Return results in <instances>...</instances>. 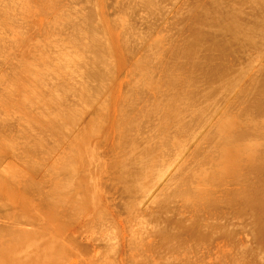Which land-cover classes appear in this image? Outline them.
I'll return each mask as SVG.
<instances>
[{
	"label": "rangeland",
	"instance_id": "obj_1",
	"mask_svg": "<svg viewBox=\"0 0 264 264\" xmlns=\"http://www.w3.org/2000/svg\"><path fill=\"white\" fill-rule=\"evenodd\" d=\"M262 26L264 0H0V264H264Z\"/></svg>",
	"mask_w": 264,
	"mask_h": 264
},
{
	"label": "bare ground",
	"instance_id": "obj_2",
	"mask_svg": "<svg viewBox=\"0 0 264 264\" xmlns=\"http://www.w3.org/2000/svg\"><path fill=\"white\" fill-rule=\"evenodd\" d=\"M262 4H263V3H262ZM262 6H263V5H262ZM262 6H261V7H262ZM259 7H260V6H259ZM250 10H251V9H250ZM260 11H262V10H260ZM255 14H256V13H255ZM234 15H235V14H234ZM258 15H259V14H258ZM258 18H259V16H258ZM87 19H88V18H87ZM230 19H231V18H230ZM242 21H243V20H242ZM251 21H252V20H251ZM212 22H213V21H212ZM253 22H254V21H253ZM192 23H193V22H192ZM255 24H257V23H255ZM228 25H229V24H228ZM100 26H101V25H100ZM214 26H215V25H214ZM256 26H257V25H256ZM87 27H88V26H87ZM241 27H242V26H241ZM262 27H264V26H262ZM92 28H93V27H92ZM189 28H190V27H189ZM237 28H238V27H237ZM237 28H236V29H237ZM209 29H210V28H209ZM89 30H90V29H89ZM197 30H198V29H197ZM202 30H203V29H202ZM230 30H231V29H230ZM93 31H94V30H93ZM257 32H258V31H257ZM94 33H96V32H94ZM246 33H247V32H246ZM258 33H259V32H258ZM258 33H257V34H258ZM193 35H194V34H193ZM205 36H206V35H205ZM246 36H247V35H246ZM258 36H259V34H258ZM263 38H264V37H263ZM254 39H255V38H254ZM257 39H258V38H257ZM257 39H256V40H257ZM260 39H261V38H260ZM72 41H73V40H72ZM259 41H260V40H259ZM71 43H72V42H71ZM73 44H74V43H73ZM253 44H254V42H253ZM259 44H261V43H259ZM262 44H263V43H262ZM186 45H187V44H186ZM188 46H190V45H188ZM195 46H196V44H195ZM77 47H78V46H77ZM191 47H192V46H190V48H191ZM211 47H212V46H211ZM261 48H262V47H261ZM261 48H260V49H261ZM184 49H185V48H184ZM201 49H202V48H201ZM218 49H219V48H218ZM79 50H80V49H79ZM191 50H192V48H191ZM84 52H85V50H84ZM212 52H213V51H212ZM216 52H217V51H216ZM76 53H77V52H76ZM187 53H188V51H187ZM78 54H79V53H78ZM182 54H183V53H182ZM193 54H194V53H193ZM204 55H205V54H204ZM76 56H77V54H76ZM185 57H186V56H185ZM208 57H209V56H208ZM199 58H200V57H199ZM205 58H207V57H205ZM208 60H209V58H208ZM210 60H211V59H210ZM81 61H82V60H81ZM93 62H94V61H93ZM84 63H85V62H84ZM88 63H89V62H88ZM73 64H74V63H73ZM74 65H75V64H74ZM79 65H80V64H79ZM216 65H217V64H216ZM212 66H213V65H212ZM217 66H218V65H217ZM199 67H200V66H199ZM88 69H89V68H88ZM197 69H198V68H197ZM209 69H210V68H209ZM216 69H217V67H216ZM199 70H200V69H199ZM211 70H212V69H211ZM218 70H220V71L222 72L221 69H218ZM214 71L216 72L217 70H214ZM226 71H227V70H226ZM215 72H214V73H215ZM221 72H220V73H221ZM223 72H224V70H223ZM230 72H231V70H230ZM206 73H207V72H206ZM206 73H205V74H206ZM211 73H212V72H211ZM214 73H213V74H214ZM242 73H243V72H242ZM263 73H264V72H263ZM82 74H83V73H82ZM215 74H216V73H215ZM224 74H225V73H223V76L226 75V74H225V75H224ZM201 75H202V74H201ZM214 76H215V75H214ZM261 76H262V74H261ZM170 77H171V76H170ZM203 77H204V76H203ZM207 77H208V76H207ZM216 77H218V76H216ZM236 77H237V76H236ZM263 77H264V76H263ZM204 78H205V77H204ZM213 78L215 79V77H213ZM220 78H221V77H220ZM220 78H219V79H220ZM171 79H172V78H171ZM201 79H203V78H201ZM230 79H231V78H230ZM210 80H211V79H210ZM244 80H245V79H244ZM173 81H174V80H173ZM215 81L217 82V79H215ZM254 81H255V80H254ZM209 82H210V81H209ZM209 82H208V83H209ZM260 82H261V81H260ZM251 83H252V82H251ZM257 83H258V82H257ZM263 83H264V82H263ZM228 84H229V83H228ZM210 85H211V84H210ZM223 85H224V84H223ZM261 85H262V84H261ZM58 86H59V85H58ZM208 86H209V85H208ZM221 86H222V84H221ZM263 86H264V85H263ZM64 87H65V86H64ZM85 87H86V86H85ZM223 87H224V86H223ZM256 87H257V85H256ZM209 88H210V87H209ZM215 88H216V87H215ZM83 90H84V89H83ZM187 90H188V89H187ZM78 91H81V90H78ZM214 91H215V90H214ZM214 91H213V92H214ZM233 91H234V90H233ZM207 92H208V91H207ZM211 92H212V91H211ZM215 92H218V91H215ZM215 92H214V93H215ZM243 92H244V91H243ZM243 92H242V93H243ZM80 93H81V92H80ZM187 93H188V92H187ZM251 93H252V92H251ZM261 93H262V92H261ZM205 94H206V93H205ZM210 94H211V93H209V95H210ZM212 94H213V93H212ZM172 95H173V94H172ZM207 95H208V94H207ZM216 96H217V95H216ZM250 97H251V96H250ZM212 98H213V97H212ZM154 99H155V98H154ZM207 99H208V98H207ZM209 99H210V98H209ZM256 99H257V98H256ZM54 100H55V99H54ZM173 100H174V99H173ZM224 100H225V99H224ZM61 101H62V100H61ZM155 101H156V100H155ZM239 101H240V100H239ZM242 101H243V100H242ZM253 101H254V100H253ZM257 102H258V101H257ZM167 103H168V102H167ZM242 104H243V103H242ZM245 104H246V103H245ZM211 105H212V104H211ZM257 105H259V103H258ZM169 106H170V105H169ZM214 106H215V105H214ZM214 106H213V107H214ZM254 106H255V104H254ZM170 107H171V106H170ZM203 108H204V107H203ZM253 108H255V107H253ZM206 109H207V108H206ZM261 109H262V108H261ZM210 110H211V109H210ZM74 111H75V110H74ZM195 111H196V109H195ZM203 111H204V110H203ZM175 112H176V111H175ZM246 112H247V111H246ZM193 113H194V112H193ZM205 113H206V112H205ZM199 114H200V112H199ZM183 115H184V114H183ZM185 115H187V114H185ZM77 116H78V115H77ZM179 117H180V116H179ZM185 117H186V116H185ZM194 117H195V116H194ZM194 117H193V118H194ZM197 117H199V115H198ZM197 117H196V118H197ZM182 119H183V118H182ZM201 119H202V118H201ZM186 121H187V120H186ZM193 121H194V120L191 119L190 122L192 123ZM244 121H245V120H244ZM70 122H71V121H70ZM195 122H196V121H195ZM195 122H194V123H195ZM185 123H186V122H185ZM241 123H242V122H241ZM192 124H193V123H192ZM195 124H196V123H195ZM189 126H190V125H189ZM243 126H244V124H243ZM185 127H188V126H185ZM190 127H191V126H190ZM199 127H200V126H199ZM244 128H245V127H244ZM194 129H195V128H194ZM236 129H237V128H236ZM246 129H247V128H246ZM239 131H240V130H239ZM242 132H243V131H242ZM246 132H248V131H246ZM237 133H238V131H237ZM235 134H236V132H235ZM220 135H221V134H220ZM236 135H237V134H236ZM197 136H198V135H197ZM244 136H245V135H244ZM248 136H249V135H248ZM237 137H238V136H237ZM237 137H236V138H237ZM242 137H243V136H242ZM225 138H226V137H225ZM230 138H231V137H230ZM236 138H235V139H236ZM238 138H239V137H238ZM245 138H246V137H245ZM248 138H249V137H248ZM248 138H247V139H248ZM232 139H233L232 141L234 142L235 140H234L233 137H232ZM243 139H244V137H243ZM200 140H201V139H200ZM230 140H231V139H230ZM238 140H239V139H238ZM238 140H237V142H238ZM240 141H241V140H240ZM246 141H247V140H246ZM218 143H219V142H218ZM221 143H222V142H221ZM229 143H230V142H229ZM217 145H218V144H217ZM222 145H223V144H222ZM241 145H242V144H241ZM241 145H240V146H241ZM243 145H244V144H243ZM236 146H237V145H236ZM218 147H219V146H218ZM218 147H217V148H218ZM243 147H244V146H243ZM145 148H146V147H145ZM220 149H221V148H219V150H220ZM243 149H244V148H243ZM251 149H252V148H251ZM142 150H143V149H142ZM150 150H151V149H150ZM223 150H224V149H223ZM237 150H238V149H237ZM216 151H217V150H216ZM235 151H236V150H235ZM240 151H241V150H240ZM246 151H247V150H246ZM141 152H142V151H141ZM148 152H149V150H148ZM152 152H153V151H152ZM221 152H222V150H221ZM237 152H238V151H237ZM242 152H243V151H242ZM238 153H239V152H238ZM244 153H245V152H244ZM141 154H142V153H141ZM239 154H240V153H239ZM239 154H238V155H239ZM146 155H147V154H146ZM197 155H198V154H197ZM234 155L236 156V154H234ZM240 155H241V154H240ZM243 155H244V154H243ZM150 156H151V155H150ZM241 156H242V155H241ZM252 156H254V155H252ZM252 156H251V157H252ZM154 157H155V155H154ZM197 157H198V156H197ZM254 157H255V156H254ZM257 157H258V155H257ZM155 158H156V157H155ZM193 158H194V157H193ZM218 158H219V156H218ZM244 158H245V157H244ZM143 160H144V159H143ZM145 160H146V159H145ZM154 160H155V159H154ZM248 160H249V159H248ZM233 161H234V160H233ZM233 161H232V162H233ZM245 161H246V160H245ZM144 162H145V161H144ZM249 162H250V161H249ZM218 163H219V162H218ZM229 163H230V162H229ZM234 163H235V162H234ZM251 163H253V162H251ZM251 163H250V164H251ZM261 163H262V162H261ZM122 164H123V163H122ZM144 164H145V163H144ZM230 164H231V163H230ZM230 164H229V165H230ZM257 164H258V163H257ZM146 165H147V164H146ZM154 165H155V164H154ZM229 165H228V166H229ZM236 165H237V164H236ZM236 165H235V166H236ZM251 165H252V164H251ZM226 166H227V165H226ZM149 167H150V165H149ZM233 167H234V166H233ZM233 167H232V168H233ZM255 167H256V164H255ZM258 167H259V165H258ZM137 168H138V167H137ZM226 168H227V167H226ZM234 168H235V167H234ZM251 170H252V169H251ZM251 170H250V171H251ZM258 170H259V169H258ZM133 171H134V170H133ZM136 172H137V171H136ZM131 173H132V172H131ZM143 173H144V172H143ZM143 173H142V174H143ZM199 173H200V172H199ZM202 173H203V172H202ZM135 175H136V174H135ZM148 175H149V174H148ZM203 176H204V175H203ZM210 179H211V177H210ZM262 179L264 180V178H262ZM132 181H133V180H132ZM159 181H160V180H159ZM183 181H184V180H183ZM211 181H212V180H211ZM127 183H128V182H127ZM129 183H130V182H129ZM137 183H138V182H137ZM156 183H157V182H156ZM130 184H131V183H130ZM142 184H143V183H142ZM130 187H133V185L130 186ZM141 188H142V187H141ZM257 193H258V191H257ZM263 194H264V193H263ZM183 195H184V193H183ZM255 195H256V194H255ZM259 195H260V194H259ZM199 196H200V195H199ZM202 196H204V194H203ZM261 196H262V195H261ZM261 196H260V197H261ZM200 197H201V196H200ZM198 198H199V197H198ZM202 198H204V197H202ZM257 198H258V197H257ZM199 199H201V198H199ZM207 199H208V198H207ZM162 200H163V199H162ZM259 200H260V198H259ZM209 201H210V200H209ZM263 202H264V201H263ZM205 203H206V202H205ZM258 204H259V203H258ZM204 205H205V204H204ZM256 205H257V204H256ZM262 205H263V204H262ZM259 206H260V205H259ZM259 206H258V207H259ZM197 208H198V207H197ZM262 209H263V208H262ZM251 211H252V210H251ZM258 211H259V210H258ZM72 212H73V209H72ZM253 213H254V212H253ZM253 213H251V214H253ZM209 214H210V213H209ZM254 214H256V213H254ZM248 215H249V214H248ZM248 215H247V216H248ZM216 216H217V215H216ZM254 217H255V216H254ZM259 217H260V216H259ZM259 217H258V218H259ZM153 218H154V217H153ZM153 218H151V219H153ZM158 218H159V217H158ZM160 218H161V216H160ZM163 218H164V217H163ZM163 218H162V220H163ZM215 218H216V217H215ZM218 218H219V217H218ZM247 218H248V217H247ZM151 219H150V220H151ZM154 219H155V218H154ZM209 219H210V217H209ZM209 219H208V220H209ZM190 220H191V219H190ZM194 220H195V219H194ZM253 220H254V219H253ZM156 221H157V220H156ZM211 221H213V220H211ZM216 221H217V220H216ZM218 221H219V220H218ZM255 221H256V220H255ZM147 222H148V221H147ZM193 222H194V221H193ZM159 223H160V222H159ZM139 224H140V223H139ZM213 224H214V222L212 223V225H213ZM254 224H255V223H254ZM190 225H191V224H190ZM190 225H189V226H190ZM199 225H200V224H199ZM207 225H208V224H207ZM218 225H219V224H218ZM220 225H221V224H220ZM252 225H253V224H252ZM260 225H261V224H260ZM153 226H154V225H153ZM180 226H182V225H180ZM209 226H211V225L209 224ZM221 226H222V225H221ZM256 226H257V225H256ZM183 227H184V226H183ZM192 227H193V226H192ZM194 227H195V226H194ZM203 227H204V226H203V224H202V229H205V227H204V228H203ZM218 227H219V226H218ZM162 228H163V227H162ZM162 228H160V229H162ZM190 228H191V227H190ZM190 228H189V229H190ZM196 228H197V227H196ZM211 228H213V227H211ZM215 228H216V227H215ZM220 228H221V227H220ZM257 228H258V227H257ZM155 229H156V228H155ZM189 229H188V230H189ZM192 229L195 230L194 228H192ZM165 230H166V229H165ZM169 230H170V228H169ZM185 230H187V229H185ZM190 230H191V229H190ZM207 230H208V232L210 231L209 229H207ZM207 230H205V231H207ZM224 230H225V229H224ZM263 230H264V229H263ZM171 231H172V228H171ZM200 231H202V230H200ZM213 231H214V230H213ZM217 231H219V229H218ZM220 231H221V230H220ZM220 231H219V232H220ZM250 231H251V230H250ZM261 231H262V230H261ZM166 232H167V231H166ZM166 232H164V234H165ZM169 232H170V231H169ZM172 232H173V231H172ZM192 232H193V231H192ZM198 232H199V231H198ZM222 232H223V231H222ZM225 232H226V231H225ZM254 232H255V231H254ZM17 233H18V232H17ZM174 233H176V232H174ZM210 233H212V231H210L209 233H207V235L210 234ZM162 234H163V233H162ZM164 234H163V235H164ZM170 234H172V233H169L168 235H170ZM196 234H197V232H196ZM200 234H201V233H200ZM202 234H204V232H203ZM212 234H213V233H212ZM256 234H257V233H256ZM17 235H18V234H17ZM165 235H166V234H165ZM197 235L199 236V234H197ZM197 235H196V236H197ZM204 235L206 236V234H204ZM171 236H172V235H171ZM173 236H174V235H173ZM173 236H172V237H173ZM198 236H197V239L195 238V239H196V243H197V240H198ZM205 236H202V235H201V237H205ZM18 237H19V236H18ZM23 237H24V236H23ZM167 237H168V236H167ZM175 237H176V236H175ZM199 237H200V236H199ZM201 237H200V238H201ZM2 238H3V237H2ZM176 238H177V237H176ZM193 238H194V237H193ZM161 239H162V238H161ZM161 239H160V240H161ZM164 239H166V238H164ZM170 239H171V238H170ZM172 239H173V238H172ZM202 239H203V238H202ZM174 240H178V239H175V238H174ZM200 240H201V239H200ZM200 240H199V241H200ZM167 241H169V239H168ZM171 241H172V240H171ZM178 241H179V240H178ZM199 241H198V242H199ZM203 241H204V240H203ZM176 242H177V241H176ZM164 243H165V242H164ZM160 244H161V243H160ZM167 244H168V243H167ZM169 244H170V242H169ZM163 245H164V244H163ZM165 245H166V244H165ZM175 245H178V244L175 243ZM167 246H168V245H167ZM170 246H171V245H170ZM178 246H179V245H178ZM180 246H181V248H182V245H180ZM189 246H190V245H189ZM161 247H162V246H161ZM172 247H174V246L172 245ZM175 248H176V246H175ZM188 248H189V247H188ZM192 248H193V246H192ZM164 249H166V248H164ZM162 250H163V248H162ZM173 250H175V249H173ZM178 250H179V249H178ZM183 250H184V249H183ZM193 250H195V249H193ZM167 251H168V250H167ZM185 251H186V250H185ZM168 252H169V251H168ZM187 252H188V249H187ZM161 253H162V252H161ZM185 253H186V252H185ZM185 253H184V254H185ZM163 254H164V253H163ZM169 254H170V253H169ZM160 257H161V256H160ZM258 258H259V257H258ZM162 259H163V258H162ZM237 259H238V258H237ZM240 259H241V258H240ZM248 259H249V258H248ZM163 260H164V259H163ZM8 262H9V261H8ZM158 262H159V261H158ZM160 262H161V261H160ZM226 262H227V261H226ZM24 263H25V262H24ZM154 263H155V262H154ZM216 263H217V262H216ZM6 264H7V263H6ZM147 264H148V263H147ZM150 264H151V263H150ZM161 264H162V263H161ZM165 264H166V262H165ZM196 264H197V263H196ZM200 264H201V263H200Z\"/></svg>",
	"mask_w": 264,
	"mask_h": 264
}]
</instances>
